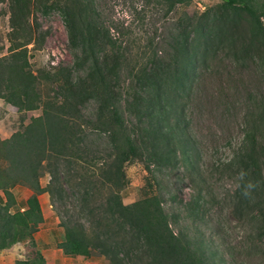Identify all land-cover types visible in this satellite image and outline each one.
<instances>
[{
	"label": "trees",
	"instance_id": "obj_1",
	"mask_svg": "<svg viewBox=\"0 0 264 264\" xmlns=\"http://www.w3.org/2000/svg\"><path fill=\"white\" fill-rule=\"evenodd\" d=\"M10 1L13 36L23 40L0 58V100L20 113L41 114L10 138L0 137V191L6 199L0 201V252L29 243L35 256L15 264H47L36 240L45 220L40 195L47 194L64 229L58 247L68 257L100 256L109 264H212L203 243L173 230L159 196L129 205L122 196L131 161L148 156L161 167L173 156L190 160L195 151L182 124L186 107L179 95L192 89L197 71L223 41L214 43L208 25L175 19L167 40L149 39L145 62L128 68L129 44L123 29L105 20L104 0ZM33 1L43 13L62 17L71 66L32 72L27 46L33 43ZM152 1L167 17L191 2ZM219 1L218 20L245 17L252 38L262 39L264 48V0ZM259 116L264 123V104ZM230 163L244 178L245 197L257 193L261 217L264 140L248 133ZM45 176L50 180L43 186ZM17 186L33 194L25 209L13 211Z\"/></svg>",
	"mask_w": 264,
	"mask_h": 264
},
{
	"label": "rangeland",
	"instance_id": "obj_2",
	"mask_svg": "<svg viewBox=\"0 0 264 264\" xmlns=\"http://www.w3.org/2000/svg\"><path fill=\"white\" fill-rule=\"evenodd\" d=\"M127 1L104 0L100 4L105 20L123 29L125 45L130 48L128 68L145 62L142 56L149 39L167 40L175 19L190 21L194 27L208 25L214 43L222 40L223 46L213 51L199 68L192 89L179 95L186 107L182 124L195 151L190 160L173 156L169 164L158 167L145 155V160L135 159L126 164L124 203L159 196L173 230L193 242L203 243L212 264H264V209L260 217L257 193L245 197L248 194L242 183L244 178L237 166L230 163L248 133L255 132L262 143L264 140V123L259 116L264 104L263 40L252 38L245 17L225 15L218 20L219 0H191L168 17L152 0ZM40 10L33 1L29 24L33 43L27 49L34 74L71 66L74 58L60 14ZM11 18V1L0 0V58L23 40L22 35L13 36ZM162 47L163 51L167 49L164 44ZM94 108V103L87 106L90 112ZM40 114L41 110L20 113L0 100V137L10 138ZM49 180V176L43 177V186ZM13 193L17 202L13 211L25 209L33 194L25 186L15 187ZM0 201H6L1 191ZM40 202L45 220L36 240L39 248L46 251L47 259L55 260V264H96V260L104 258L95 256L84 262L68 257L64 261L58 251L64 229L59 225L56 208L47 194L40 195ZM35 251L29 243L19 244L0 252V264L33 258Z\"/></svg>",
	"mask_w": 264,
	"mask_h": 264
},
{
	"label": "crops",
	"instance_id": "obj_3",
	"mask_svg": "<svg viewBox=\"0 0 264 264\" xmlns=\"http://www.w3.org/2000/svg\"><path fill=\"white\" fill-rule=\"evenodd\" d=\"M58 251H60V255L62 256V258H63V260L64 261H66V260H68V256H66V255H64L63 254V252H61L62 250L60 249V250H58ZM42 252H43V254H44V256H45V258H46V260H48V264H55L56 262H55V260H52V261H50L49 259H47V256L45 255V250H42ZM54 255H56V256H58L59 254L57 253V252H55V254ZM67 257V258H66ZM71 258V257H70ZM75 258H80V259H83V261L84 262H87V261H90L89 259L90 258H85V257H81V256H78V257H75ZM72 259V258H71ZM85 259V260H84ZM49 261H50V263H49ZM96 264H109L108 263V261L107 260H105L104 258H101L100 260H96Z\"/></svg>",
	"mask_w": 264,
	"mask_h": 264
}]
</instances>
